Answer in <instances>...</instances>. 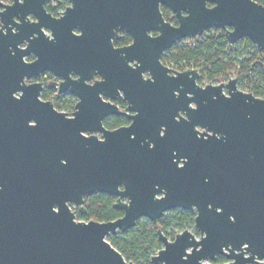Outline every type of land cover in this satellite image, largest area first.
Wrapping results in <instances>:
<instances>
[{
	"label": "water",
	"instance_id": "95a60500",
	"mask_svg": "<svg viewBox=\"0 0 264 264\" xmlns=\"http://www.w3.org/2000/svg\"><path fill=\"white\" fill-rule=\"evenodd\" d=\"M41 1L14 0L7 7L34 11ZM72 2L93 9L99 30H130L133 43L113 51L114 81L105 72L90 92L110 97L119 87L127 94L123 78L136 80L129 93L136 112L129 126L103 130L105 108L94 115L75 111L44 142L40 134L19 149L15 165H2L12 186L0 192V264H134L107 236L142 217L156 224L174 207L196 209L199 237L184 229L168 239L158 228L162 246L151 264H214L217 255L229 261L216 264H264V97L238 89L235 78L200 86L196 69L169 75L159 60L177 41L212 28L224 29L230 43L248 38L263 49L264 6L255 0ZM161 5L177 24L163 17ZM144 70L153 80L142 79ZM145 94L157 98H139ZM179 110L186 117L177 121ZM194 125L204 129L200 136ZM98 130L103 140L81 133ZM181 153L187 160L178 167L174 157ZM95 190L118 196L114 207L122 215L77 220L71 206L84 213V197Z\"/></svg>",
	"mask_w": 264,
	"mask_h": 264
},
{
	"label": "flooded vegetation",
	"instance_id": "af4514ba",
	"mask_svg": "<svg viewBox=\"0 0 264 264\" xmlns=\"http://www.w3.org/2000/svg\"><path fill=\"white\" fill-rule=\"evenodd\" d=\"M13 2L0 0V192L12 186V178L8 174L3 175L2 165H15L19 149L30 148L31 143L39 140L40 134L44 142L52 126L57 123L60 126L63 120L73 117L75 111L94 115L105 108L100 120L103 130L129 126L132 121L130 116L136 112L130 110L132 104L129 101V93L134 89L136 80L123 78L127 94L119 87L110 97L101 93L95 96L90 92L93 86L105 79V72L108 81H114L113 51L133 43L129 29L112 28L111 32L97 29L100 21L93 9L75 5L72 0H42L39 9L27 12L20 8L9 9L7 6ZM169 22L177 24L176 17ZM147 33L156 36L158 31L149 30ZM168 49L160 53L159 60L169 69V75L196 69L187 67L184 62L173 64L164 60L163 55ZM128 64L133 65L132 62ZM196 70L200 77L199 70ZM141 77L153 80L149 70L142 71ZM199 77L196 83L200 86L218 84L225 79L200 82ZM147 96L157 98L156 94H145L139 98L147 100ZM168 98V103H174L177 93ZM106 104L114 107L116 112L108 110L110 107L106 108ZM189 105L194 106L192 103ZM180 116L186 117L182 110L174 116L175 120H180ZM160 128V134H163L165 125ZM193 129L198 131L197 136L204 130L198 125H194ZM103 130L81 133L103 140ZM174 153H177L176 150ZM174 160L178 167H182L187 157L181 153ZM95 193L107 194L115 201L118 198L114 194L95 190L84 197V203L87 196ZM71 208L74 213L78 209L74 205ZM172 210H189L196 214L194 207H174L166 212ZM192 230L199 237L194 226ZM218 257L224 258L222 263L229 261L223 255Z\"/></svg>",
	"mask_w": 264,
	"mask_h": 264
},
{
	"label": "trees",
	"instance_id": "16d2710c",
	"mask_svg": "<svg viewBox=\"0 0 264 264\" xmlns=\"http://www.w3.org/2000/svg\"><path fill=\"white\" fill-rule=\"evenodd\" d=\"M255 1L264 6V0ZM160 10L166 20L175 19L168 7L162 5ZM163 59L173 64L184 62L187 67L198 69L200 82L218 81L233 71L238 79H246L255 96L264 97V48L259 50L248 38L229 43L223 29L212 28L190 40L177 41L165 51ZM114 201V197L107 194L89 195L85 198V212L76 209V218L84 221L118 218L122 212L113 206ZM194 217V212L189 210L168 211L156 224L142 217L133 227L109 234L107 240L127 261L150 264L151 255L162 246L157 229L160 228L164 235L173 239L178 231L193 228ZM223 261L222 257L215 259V263Z\"/></svg>",
	"mask_w": 264,
	"mask_h": 264
},
{
	"label": "built area",
	"instance_id": "2783aa9c",
	"mask_svg": "<svg viewBox=\"0 0 264 264\" xmlns=\"http://www.w3.org/2000/svg\"><path fill=\"white\" fill-rule=\"evenodd\" d=\"M248 50L249 51L251 50L250 47H248ZM229 78H237L236 75H235V72H233V71L230 72L228 74V76L223 81L226 82ZM236 85H237V88L242 90V91L251 92V90H250L251 86H248V83L246 82V79H244V78H239V79L237 78L236 79ZM188 230L193 231L192 229H188ZM178 232H180V231H178ZM196 237H197V235H196Z\"/></svg>",
	"mask_w": 264,
	"mask_h": 264
},
{
	"label": "rangeland",
	"instance_id": "374dc122",
	"mask_svg": "<svg viewBox=\"0 0 264 264\" xmlns=\"http://www.w3.org/2000/svg\"><path fill=\"white\" fill-rule=\"evenodd\" d=\"M197 36H200V35H197ZM195 37H196V36H195ZM187 39L190 40L191 38H187ZM72 210H74V209H72ZM75 217H76V214H75ZM76 219H77V218H76ZM77 220H81V219H77ZM211 262L214 263V264H216V263H215V260H214V261H211ZM150 264H151V263H150Z\"/></svg>",
	"mask_w": 264,
	"mask_h": 264
}]
</instances>
